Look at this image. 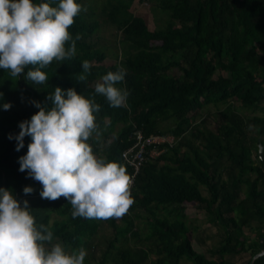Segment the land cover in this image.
Listing matches in <instances>:
<instances>
[{
	"label": "trees",
	"instance_id": "1",
	"mask_svg": "<svg viewBox=\"0 0 264 264\" xmlns=\"http://www.w3.org/2000/svg\"><path fill=\"white\" fill-rule=\"evenodd\" d=\"M96 4L110 62L89 40ZM136 132L178 140L117 189ZM194 205L223 231L209 257L177 213ZM103 223L114 232L100 248ZM52 240L58 249L39 247ZM263 249L264 0H0V264H228L241 253L249 264Z\"/></svg>",
	"mask_w": 264,
	"mask_h": 264
},
{
	"label": "rangeland",
	"instance_id": "2",
	"mask_svg": "<svg viewBox=\"0 0 264 264\" xmlns=\"http://www.w3.org/2000/svg\"><path fill=\"white\" fill-rule=\"evenodd\" d=\"M95 7L97 12L95 16L99 18L102 23L98 31L94 33L89 40L95 43L96 46H106L108 56L106 57L104 62H110L112 60V57H110V52L114 50L115 42L108 34L107 24L103 23L104 15L100 13V6L96 4ZM131 9L136 11L137 13L144 14L151 29L163 27L165 23L166 16L159 11L154 12L152 9H150V4L134 1L131 5ZM220 107L222 108L223 105H220ZM208 111L212 112V110L210 109L202 110L201 118H206V120L209 122L208 124L210 125V127L212 129H215L217 127V124L215 122H212L210 116L208 115ZM249 115L252 114L250 113ZM119 127L120 124L116 125V130L119 129ZM87 157L94 158L95 155L90 154ZM252 157L254 158L255 156L253 155ZM244 187L245 185L242 186V188ZM199 188L203 195H208V190L205 186L200 185ZM159 211L161 216H165L168 220H172V218L175 217L174 213L176 211L169 206L167 207V210L159 208ZM177 213L180 214V217L185 221L186 226L190 231L191 243L194 249L198 252L204 253L207 257L212 256L211 251L221 241L223 237V231L218 227L216 223L209 221L206 210L194 205V207L186 206L185 210H177ZM142 214L145 215L147 213L143 212ZM143 218H145V220L137 218L135 221L141 234L147 231L146 215ZM116 222L118 224H121L120 219H117ZM243 230L244 234H246L250 240L254 238L255 231L253 229L245 227ZM113 232L114 228L109 223H103V225L98 228L95 241L99 244L100 248H103L106 245L107 240L113 236ZM39 247H46L53 250L58 249L60 247V243L52 240L47 243H40ZM153 257L155 256L151 255L150 262L151 260H153ZM248 257L249 255L247 253H241L225 258L228 259V264H246ZM182 264H191V262L183 259Z\"/></svg>",
	"mask_w": 264,
	"mask_h": 264
},
{
	"label": "built area",
	"instance_id": "3",
	"mask_svg": "<svg viewBox=\"0 0 264 264\" xmlns=\"http://www.w3.org/2000/svg\"><path fill=\"white\" fill-rule=\"evenodd\" d=\"M178 138L173 134H150L144 136L141 132L133 134V143L122 151V157L124 162L132 169V174L125 180L123 186L120 189L130 188L133 185V180L136 174L139 172L140 166L147 160H153L159 157L162 153L175 146ZM79 186L83 189L90 188L86 186ZM114 189L106 188L102 196H97V199L101 201L107 194Z\"/></svg>",
	"mask_w": 264,
	"mask_h": 264
},
{
	"label": "water",
	"instance_id": "4",
	"mask_svg": "<svg viewBox=\"0 0 264 264\" xmlns=\"http://www.w3.org/2000/svg\"><path fill=\"white\" fill-rule=\"evenodd\" d=\"M262 148H263V145H262V144H259L258 154H259L260 157H262ZM262 254H264V249L261 250V251H259L258 253H256V254L252 257V259L250 260L249 264H253V260H254L255 258H257L258 256L262 255Z\"/></svg>",
	"mask_w": 264,
	"mask_h": 264
},
{
	"label": "crops",
	"instance_id": "5",
	"mask_svg": "<svg viewBox=\"0 0 264 264\" xmlns=\"http://www.w3.org/2000/svg\"><path fill=\"white\" fill-rule=\"evenodd\" d=\"M79 184L81 185V186H83V184L79 181L78 182V187L79 188H81L80 186H79ZM84 186H86L87 187V185H84ZM90 188V187H89ZM81 189H83V188H81ZM91 189V188H90ZM91 194H94V191L91 189V191H89ZM42 194H45V193H42Z\"/></svg>",
	"mask_w": 264,
	"mask_h": 264
},
{
	"label": "clouds",
	"instance_id": "6",
	"mask_svg": "<svg viewBox=\"0 0 264 264\" xmlns=\"http://www.w3.org/2000/svg\"><path fill=\"white\" fill-rule=\"evenodd\" d=\"M121 186H123V185H121ZM121 186H120V187H121ZM117 189H120V188H117ZM115 190H116V189H115Z\"/></svg>",
	"mask_w": 264,
	"mask_h": 264
}]
</instances>
